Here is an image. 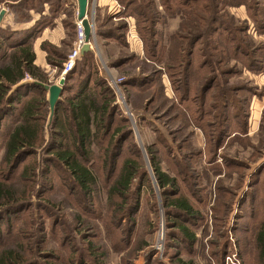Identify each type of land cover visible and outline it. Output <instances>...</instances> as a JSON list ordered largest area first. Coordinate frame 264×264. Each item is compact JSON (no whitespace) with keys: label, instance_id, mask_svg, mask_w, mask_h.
<instances>
[{"label":"rangeland","instance_id":"1","mask_svg":"<svg viewBox=\"0 0 264 264\" xmlns=\"http://www.w3.org/2000/svg\"><path fill=\"white\" fill-rule=\"evenodd\" d=\"M48 1L53 5L56 3V0ZM230 1L233 0H211L210 4L205 6H210L208 12L199 11L204 14L202 16L204 20L199 22L192 21L201 16L197 9L195 11H192V8L185 9L183 13L187 16V20L194 16V19H190L191 23L184 27L185 31L190 34L200 33L202 30L200 32L199 30L208 24L207 19L211 16V11L219 17V22L222 21L230 27L245 29L247 20L245 7H230L228 4ZM140 2L144 4L147 15L154 17V14L158 13L160 16L156 31L159 40L166 46L169 38L179 29L180 18L177 11L175 8L171 9L173 11L162 9L161 0H140ZM140 2L137 0L136 6ZM37 3L34 0H0V6L8 10L7 12L15 11L26 15L29 10L37 6ZM261 3L264 7V0H261ZM120 6L123 7V5ZM132 8H123L119 15L122 14L125 20L120 22L119 26L113 27L116 30L120 27L121 30L123 23L129 19L136 34L134 41L139 44H136V48L131 45L128 49L122 46L124 42L121 39L120 47L108 50V55H105L104 40H99V46L96 36L93 38V44L96 42L95 48L100 47L104 54V59L100 58L108 70L105 76L101 72L103 78H111L114 83L119 79L122 80L121 84L116 85L121 94L116 99H119L118 104L123 108L122 110L129 109L133 113H130V117L126 116L125 112L117 113L118 116L129 118L120 125L128 128L131 135L122 145L121 155L117 159V170L111 175L115 179L123 161L127 159L136 160L142 166V170L131 184V197H127L124 203L118 197L111 200V203L115 205L116 203L124 205V209H129L133 202H137L138 209L133 216L135 227L132 233L128 231L125 220V222L121 219L115 220L116 212H113L116 206H110L111 203L108 202L110 198L107 189L110 187V180L105 172L95 171L97 176L95 192L91 194L92 196L85 197L81 190L73 188L72 180L64 171H61L62 169L53 168L48 163V166L46 165L48 154L44 149L49 141L48 109L41 147L35 156L24 158L18 168L20 170L27 163L35 161L36 178L30 180L33 181L32 184L28 180H16L15 176H11L12 172L7 171V166L3 164V145L9 127H12L10 118L5 119L0 128V181L6 183V178L9 176L8 185H14L21 191H29L30 195L24 210L11 215L10 218L0 220V248L21 241L26 248L30 249V264H77L81 257L85 264H94L92 260L93 257L95 259L94 254L103 256L99 260L101 264H263L259 260V253L255 247L254 234L258 213L261 211L264 216V108L260 113L256 109L259 100L264 107V71L247 74L241 64H236L230 59L228 50L219 41L212 40L211 37L200 40L196 55L192 58L193 66H191L196 68L200 61H204V58L201 59L200 56L205 57L204 54H207L209 47L206 46V42H209L211 45L219 46H216L218 49L215 56L209 55V59L206 58L212 62L217 60L219 69H227L229 72L219 76L218 80H216L217 76L210 77L206 73L203 78L199 77L198 80L193 81L197 89L194 93L195 101L196 97H201L200 91L203 85L206 82L212 84V79L216 80L214 89L210 92L211 97L206 100L207 105L217 103L214 98L224 94L227 96L226 100L232 104L230 108L232 116L243 113L247 115V123L249 121L246 135L242 133L244 129L239 131L241 125L236 124L238 122H230L228 129L230 136L221 146L215 145L217 132L205 134L200 127L194 128L192 125L185 124L186 121L189 123L191 121L200 126L198 115L194 119H189L184 112L185 104L181 103L180 97L184 95L185 87L178 68H169V65L172 67L176 63L178 65L179 60L176 58L180 55L176 54L174 64L169 63L168 69L165 54L162 57L151 58L148 50L150 43H147L151 24L143 23L140 17L131 11ZM64 9V13L68 16L71 13L70 10L65 7ZM49 11L48 8V13ZM12 17L14 20L13 13ZM88 18L94 26V16H88ZM263 21L260 19V25ZM8 22L9 20L6 24ZM197 23L199 25H196ZM191 24H194V27H190ZM6 28L14 31L13 26ZM0 29L5 27L0 26ZM15 31L18 30L15 29ZM242 34L243 32H239L238 37H241L240 40L245 49L249 51L252 49L256 57L260 56L264 59V51L259 50L264 46L263 33L259 34L254 29H248L245 36H241ZM71 38L73 41L69 42L70 48L68 47L66 51L63 46L58 47L59 53L66 56L70 53L77 38L76 27ZM64 45H67L65 41ZM179 47L178 42L174 49L178 50ZM181 47L183 48L182 45ZM0 48L5 50L4 47ZM118 59H125L126 62L121 67H115ZM61 71L49 64L41 70L47 79L45 85H58L62 78ZM240 71L244 74H240ZM128 76H137L136 79L146 80L149 85L140 94L127 90L131 94L130 102L126 100L128 95L124 94L125 88L121 86ZM24 81L33 82L29 76H25ZM21 84L24 83L21 82ZM71 85L74 86V82ZM241 86H245L246 92H238ZM13 90L14 88L11 92ZM34 93L24 92L16 98L25 102L26 99L38 94L36 91ZM45 97L48 99V92ZM64 97H66L65 94L61 100ZM252 100L255 105H251ZM198 102L199 100L197 104L195 102L196 107L199 105ZM13 108L18 109L19 106L15 103ZM213 113L216 118L218 111ZM117 121L112 127L119 124ZM109 138L110 134L102 137L100 141L98 140V144L106 145L110 141ZM215 147H219L217 151ZM93 151L94 162H91V169L101 166V161L97 159L101 154V148L94 146ZM194 151H200V156L191 157L190 153ZM213 151L217 152V156L211 161L209 157H212ZM152 154L159 160L160 169L169 178L175 179L179 197L186 199L191 205L193 219L183 222L181 219L170 218V214L167 213L169 211L167 201L170 203L175 198L174 196L165 198L162 195L149 163V155ZM183 167L187 168L186 175L181 172ZM180 179H186V181H180ZM220 188L224 191L222 192ZM134 193H136L135 196ZM241 200L244 203L240 205ZM119 221L122 222L121 225ZM169 221L184 225L189 234L194 236L195 241L190 245L185 242L181 238L183 235L177 234L179 228H176V224L167 227L166 224ZM89 245L97 250L91 252ZM52 257H56L55 261L51 259Z\"/></svg>","mask_w":264,"mask_h":264},{"label":"trees","instance_id":"2","mask_svg":"<svg viewBox=\"0 0 264 264\" xmlns=\"http://www.w3.org/2000/svg\"><path fill=\"white\" fill-rule=\"evenodd\" d=\"M34 1L38 2L37 6L29 10L27 15L15 12L12 7L15 18L14 22L30 21V11L42 13L44 5H47L50 10L46 17H41L26 31H12L6 27L5 29H0V47L5 48L4 51L0 48V128L7 118H10V125L12 126L9 127L8 135L5 136V144L3 145V164L7 166L8 172H12L11 176H15L14 178L18 181H30L36 178L35 161L27 163L20 170L18 168L24 158L35 156L37 150L41 147L42 140H44L46 114L49 109L48 100L45 97L46 90L39 86V84H47V79L41 70L33 64L34 54L31 50V44L43 28L52 26L53 19L64 12V5L66 2L65 0H56V3L53 5L48 0ZM138 1L140 2V0ZM210 1L211 0H161L162 9L166 8L165 11H170L175 8L180 18L178 29L180 32L177 31V34L174 33L169 38V43H167L166 46L159 40L158 32L156 31V26L159 24L160 17L158 13L154 14V17H152L153 15H147L144 4L140 2L136 6L137 0H126L125 2L124 0H118V3L123 5L125 9L133 7L131 11L139 16L143 23L151 24L147 39V43H150L148 50L151 58L162 57L165 54L167 61L166 67L168 69L169 63L175 61L176 54H178V56L180 55V57L176 58L179 60L180 64L178 63L177 65V63H173V67L169 65V68H178V72L181 75V80L185 87L184 95L180 97L181 103L185 104L184 112L189 119H194L198 115L200 126L195 125L194 122L191 121L190 123L186 121L185 124L188 126L192 125L194 128L200 127L205 134H207V132L210 134L217 132L214 143L215 145L221 146L225 139L230 136V132H228L230 122H238L236 124L241 125L239 131L244 129L242 133L245 134L248 130L247 115L239 113L232 116V110L230 109L232 104L226 100L227 96L224 94L221 97L216 96L217 98H214L217 103L209 105L206 103V100L211 97L210 92L214 89L215 81L218 80L219 76L222 74L229 72L227 69H219V62H217L215 58L217 63L208 60L209 55L215 56L219 45H211L209 42H206V46L209 47L208 51H206L207 54H204L205 57L202 55L200 56L201 59L202 57L204 58V61H200V64L197 65L196 68L192 67V58L196 55L195 52L198 49L197 47L200 40L211 37L213 38L212 40L219 41L224 48L228 50L231 56L230 59L234 60L236 64H241L245 71L253 74L264 71V59L260 56L256 57L252 49L251 51L245 49L242 40H240L241 37H238L239 32H243L241 36H245L246 30L248 29H254L259 34H264V21L260 25V19L264 20V7L262 6L261 0H233L228 2L230 7L244 6L247 11L245 29L230 27L222 21L219 22V17H216L215 12L211 11V16L207 19L209 22L203 29L199 30V32L202 30L200 33L196 32L190 34L186 32L184 27L191 23L190 19H194V16L187 20V16L183 13L185 9L192 8V11L197 9L201 16H199V18L195 17L196 19L192 21L198 20L199 22L204 20L202 17L204 14H202V11H199L203 10L204 12H208L210 6H205L210 4ZM224 2L226 3L225 5H227V2ZM10 5L13 6L12 4ZM64 24L67 27V23L64 22ZM196 25L199 24L197 23ZM190 27H194V24H191ZM199 27L201 28V26ZM195 28H193V30ZM69 29L71 37V25ZM247 33L249 34V32ZM102 35L105 36V32H103ZM143 39L145 40L144 36ZM178 42L180 47L177 50L174 49V47ZM41 49L46 52L49 65L55 66L58 69L62 68V63L66 58L65 54L59 53L57 48L47 43H43ZM259 50L264 51V46L263 48H259ZM206 57H208V59ZM125 62V59H118V63L114 66L121 67ZM224 64L225 62L223 65ZM194 69H196V71H193ZM206 73H208L210 77L217 76V78L214 81L212 79V84H210L211 82H206L203 85L200 91L201 97H196L195 101L194 98L196 95L194 93L197 89L193 85V81L198 80L199 77L203 78ZM25 76L31 77L33 82L20 85L25 79ZM136 77L137 76H128L122 83L123 85H121L125 88L126 93L124 94L128 95L127 99L125 97L128 102H130L129 95L131 94L127 90L140 94L144 92L142 90L146 89V86H149L146 80L142 81L141 79H136ZM72 82H74V86L71 85ZM69 83L71 84L68 85ZM244 87L245 86L239 87L238 92H246V88ZM12 88H14V90L11 92ZM34 91L38 94L26 99L25 102H21L16 98L17 96H21L24 92L28 94L30 92L34 93ZM64 94L66 97L61 100ZM116 98L117 96L107 80L99 76V69L92 54H84L83 57L79 58L76 62L75 67L65 76L62 93L54 107L52 116L49 117L47 126L49 141L44 150L46 154H48L45 161L46 165L48 163L49 166L53 168L58 167V169H62L61 171H64L72 180L73 188L76 187L81 190V193L85 197H90L95 192L97 186L95 171L101 170L107 174L108 180H110V187L107 189L110 198L108 202L111 203L112 198L118 197L123 200L124 203L127 197H131V184L142 170V166L136 160L127 159L123 161L117 177L114 179L111 176L117 170V159L121 155L122 145L131 135V131L128 128L120 125V123L124 124L128 121L129 118L117 115L118 111L124 113L125 110H122L123 108L120 107ZM197 100H199V105L196 107ZM15 103L19 106L18 109L13 108V104ZM235 103H237V101H235ZM193 105H195V107H193ZM241 109L240 107V110ZM127 110L129 113L133 114L131 110ZM208 110L209 112H206ZM214 111H218V116H216V118L213 113ZM115 121L119 124L112 127ZM109 134L110 141H108L106 145L102 143L98 144V140L100 141L102 137ZM211 138L214 139L212 136ZM94 146L101 148V154L97 157V159L101 161V166H94L95 169L92 168V170L90 166L94 162L92 160ZM215 148L217 151L219 147ZM216 153L215 151L211 152L212 157H209L211 161L212 158L215 159L217 156ZM190 154L191 157H199L201 152L194 151ZM149 157L151 170L162 195L165 198H168V196H174L175 198L171 200L170 203L167 201V206H169V211H167V213L170 214V218L175 220L181 219L183 222L188 219H193L194 213L191 209V205H189L186 199L179 197L175 179L169 178L160 169V162L153 154L149 155ZM186 169V167L181 169V172L183 174L185 173V175L187 174V171H185ZM185 175L183 176L184 178ZM9 180L10 177L8 176L5 181L6 183L0 181V220L10 218L11 215L24 210L26 203L30 199L29 191H25L24 189V191H21L15 188L14 185H8L7 182H9ZM183 180L186 181V179H180V181ZM220 190L222 192L224 191L222 188H220ZM135 194L136 193L133 195L135 196ZM241 203H244V201L241 200L239 204L241 205ZM218 204H220V201H218ZM110 206H116V210L113 212H116L115 220L121 219L122 222L126 221V225L128 226L127 229L131 234L135 227V219L133 216L138 209L137 202H133V205H131L129 209H124V205H118V203L115 205L113 202ZM77 220H79L78 217ZM119 222L121 225L122 222ZM255 223L256 232L254 234V243L259 253V260L264 264V216L261 211L258 213ZM175 224L176 228H179L177 229V234L179 236L183 235L181 238L184 239L185 242H188L190 245V243L195 241L194 236L189 234L184 225H179L177 223L173 224L171 221L166 225L169 227ZM20 234L17 235L19 236ZM89 247L91 252L97 250L92 245H89ZM29 252L30 249L26 248L21 241L20 243L4 247L1 246L0 264H30L31 255ZM94 256L95 259L94 257L92 258L94 264H101L99 260L100 257L103 256L97 254H94ZM51 259L55 261L56 257H52ZM77 264H85L82 257Z\"/></svg>","mask_w":264,"mask_h":264},{"label":"crops","instance_id":"3","mask_svg":"<svg viewBox=\"0 0 264 264\" xmlns=\"http://www.w3.org/2000/svg\"><path fill=\"white\" fill-rule=\"evenodd\" d=\"M65 5L64 7L67 8V10H70L69 16H67L64 12L60 14L57 18L53 19V25L50 27H45L41 30L40 34L34 39V41L31 44V50L34 54V66L44 70L46 66L48 65V62L46 60L47 54L41 49V45L43 43H47L52 45L55 48L58 47H64L67 51V48H70V41H73V38L68 37L70 36V29L69 26L71 25L72 27V34L75 32V23L77 21L76 19V13H77V2L76 0H65ZM117 5L119 3L116 0H89L88 1V11L87 14L88 16H94V34L97 38V44H99V40H104L105 44V55H108L107 51L112 50L113 48L120 47V39H123V44L122 46H126L128 49V46L131 45L136 48L137 42L134 41V38L136 34L134 33V30L131 29L130 32L128 31L129 25H131L129 19L123 23V28L122 30H116L113 26H119L120 22L124 21L125 19L122 18V14L119 15V13L116 11ZM120 6V5H119ZM121 7V6H120ZM123 8V7H122ZM8 11V10H7ZM74 11V12H73ZM13 12H6L3 20L1 22V27H12L17 29L18 31H26L29 28H31L36 21H38L41 17H46L48 13V6L44 5V10L42 13H34L33 11H30V21H24V22H14L13 17H12ZM74 14V16H73ZM115 17V18H113ZM67 18V19H66ZM116 19V20H114ZM7 20H9L8 24ZM64 22L67 23V27L64 24ZM107 30V32H106ZM116 30V33L115 31ZM124 30V33H122ZM105 32V36H103L101 33ZM118 31V32H117ZM122 31V32H121ZM128 31V32H127ZM125 34V35H124ZM130 34V35H129ZM94 36V35H93ZM264 39V34L262 35ZM121 37V38H119ZM69 38V41L67 39ZM64 41L67 43V45H64ZM96 43V42H95ZM95 43L91 42V47L87 52H84L83 54L80 55V58L83 57L84 54L90 53L95 59L96 65L99 69V76L103 77V74H108V70L106 68V65H104L101 62V58L104 59V54H102L101 49L95 48ZM264 43V41H263ZM137 44V45H136ZM99 50V51H98ZM101 57V58H100ZM104 61V60H103ZM106 62V61H104ZM102 70V71H101ZM101 72L103 74H101ZM246 72V71H245ZM248 74V72H246ZM240 74H244L242 71H240ZM260 77V76H258ZM107 80V78L105 77ZM25 80V79H24ZM22 81V83H27L26 81ZM47 92V91H46ZM258 105L256 107L257 112L260 113L261 110L264 108L262 106V101L259 100L257 101ZM253 104V100L251 102V105ZM255 105V103L253 104ZM251 114V113H250ZM247 126H249V121L247 123ZM195 134V133H194Z\"/></svg>","mask_w":264,"mask_h":264},{"label":"water","instance_id":"4","mask_svg":"<svg viewBox=\"0 0 264 264\" xmlns=\"http://www.w3.org/2000/svg\"><path fill=\"white\" fill-rule=\"evenodd\" d=\"M88 1L89 0H76L77 2V16L76 19L81 23V26L83 28V35H84V40L85 44L81 48L80 54H83L84 52H87L90 49V44L89 42H93V38H95L94 30L92 23H90L88 15H87V6H88ZM4 13H0V22L3 17ZM94 35V36H93ZM64 80L65 78L61 79L58 82V85H51V86H46L43 84H39V86L43 87L47 92H48V105H49V112H50V117L53 114L54 107L59 100V97L62 93V88L64 86Z\"/></svg>","mask_w":264,"mask_h":264},{"label":"built area","instance_id":"5","mask_svg":"<svg viewBox=\"0 0 264 264\" xmlns=\"http://www.w3.org/2000/svg\"><path fill=\"white\" fill-rule=\"evenodd\" d=\"M117 13L120 11H123V8L120 7L119 5H117V9H116ZM3 12L4 15L7 12L6 10H4L3 7L0 6V13ZM3 15V17H4ZM88 15V14H87ZM3 17L1 19V22L3 20ZM115 18V17H113ZM116 20V19H114ZM0 22V24H1ZM75 27H76V34H77V38L75 40V42L72 45V49L70 51V53L66 56L64 62L62 63V68H61V79L65 78V76L75 67L76 62L79 60L80 58V52H81V48L83 47V45L85 44V40H84V35H83V28L81 26V23L79 21H76L75 23ZM133 29L134 27L132 25H129V29L128 31L130 32V30ZM130 35V34H129ZM90 47L92 46L91 43L89 42ZM121 79L117 80L115 83L112 81L111 78H107V82L110 85V87L113 89L115 95L117 97H119L121 94L119 93L116 85L117 84H121ZM117 102L120 103L119 99H117ZM122 103V101H121ZM125 114L126 116L130 117V113L125 110Z\"/></svg>","mask_w":264,"mask_h":264}]
</instances>
